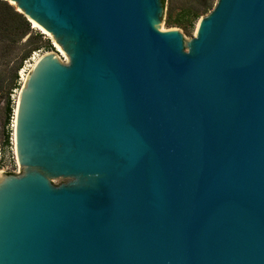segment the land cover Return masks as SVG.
<instances>
[{
	"label": "water",
	"instance_id": "water-1",
	"mask_svg": "<svg viewBox=\"0 0 264 264\" xmlns=\"http://www.w3.org/2000/svg\"><path fill=\"white\" fill-rule=\"evenodd\" d=\"M5 1L66 59L18 91L0 264H264V0L187 42L162 0Z\"/></svg>",
	"mask_w": 264,
	"mask_h": 264
},
{
	"label": "trees",
	"instance_id": "trees-1",
	"mask_svg": "<svg viewBox=\"0 0 264 264\" xmlns=\"http://www.w3.org/2000/svg\"><path fill=\"white\" fill-rule=\"evenodd\" d=\"M164 1L162 0L163 7ZM192 1H185L176 12L172 11L173 8L167 9L164 17L165 24L180 26L189 30L202 14L213 7L215 2V0H201L200 5L204 7V10L200 13ZM30 24L27 18L16 10L14 5L5 0H0V64L6 63L7 66L9 59L12 58L13 60L9 69L0 68V93L5 94L4 124L9 122L11 116L9 94L16 87L18 71L22 67L23 61L41 46L51 47L50 41L45 39L41 33L34 32ZM3 142L4 144L9 143L7 133L3 137Z\"/></svg>",
	"mask_w": 264,
	"mask_h": 264
},
{
	"label": "rangeland",
	"instance_id": "rangeland-1",
	"mask_svg": "<svg viewBox=\"0 0 264 264\" xmlns=\"http://www.w3.org/2000/svg\"><path fill=\"white\" fill-rule=\"evenodd\" d=\"M185 1H187V0H165L164 1V16H163L161 23L159 24V29L164 31L167 29L178 28L182 32L183 37H184L185 41L187 42L194 36L195 28H196V24H197L198 20L194 22L193 26L189 30L183 29L180 26H175V25L169 26V25H166L164 22L165 11L169 8H173L172 11L176 12L179 10L180 6H182L184 4ZM192 3L196 4L197 9L200 11V13L203 12L204 7L202 5H200L201 0H193ZM206 13L202 14V16L205 15ZM30 26L32 27L34 32L41 33L45 39H48L50 41L51 47L41 46L39 49L33 51L30 54V56L26 60L23 61L22 67L18 71L16 87L13 88L9 94L11 116H10L9 122L7 124H4V119H5V114H6L5 109H4V107H5V94L0 93V170L2 172L3 171H18L20 169V166L16 160L14 145H13V142H11V140L13 137L12 135H13V121H14L15 102H16V98L18 95L19 88L21 87L24 79L26 78V75L30 71L34 62L41 55H43L47 52H53V53L57 52L60 55V57L62 58V60L66 59L65 55H63L57 51V48L55 45L56 43L53 42L52 37L48 33L42 32L38 28L33 27L32 23L30 24ZM186 42L184 45L185 51L187 50ZM12 61H13L12 58H10L7 66H6V63H1L0 68L1 69H5V68L9 69V67H11V65H12ZM6 133L9 135V143L8 144H4V142H3V137Z\"/></svg>",
	"mask_w": 264,
	"mask_h": 264
},
{
	"label": "bare ground",
	"instance_id": "bare-ground-1",
	"mask_svg": "<svg viewBox=\"0 0 264 264\" xmlns=\"http://www.w3.org/2000/svg\"><path fill=\"white\" fill-rule=\"evenodd\" d=\"M196 25H197V24H196ZM32 26L38 28V29L41 30L42 32L47 33V32L45 31V29H43V28H42L40 25H38L35 21H32ZM195 29H196V28H195ZM55 45H56L57 51L60 52L61 54L65 55V53H63L62 48H61L58 44H55ZM14 110H16V108H14ZM13 126H14V124H13ZM0 172H2V171L0 170Z\"/></svg>",
	"mask_w": 264,
	"mask_h": 264
},
{
	"label": "built area",
	"instance_id": "built-area-1",
	"mask_svg": "<svg viewBox=\"0 0 264 264\" xmlns=\"http://www.w3.org/2000/svg\"><path fill=\"white\" fill-rule=\"evenodd\" d=\"M11 142H13V137H12V140H11Z\"/></svg>",
	"mask_w": 264,
	"mask_h": 264
},
{
	"label": "flooded vegetation",
	"instance_id": "flooded-vegetation-1",
	"mask_svg": "<svg viewBox=\"0 0 264 264\" xmlns=\"http://www.w3.org/2000/svg\"><path fill=\"white\" fill-rule=\"evenodd\" d=\"M19 171V170H18Z\"/></svg>",
	"mask_w": 264,
	"mask_h": 264
}]
</instances>
